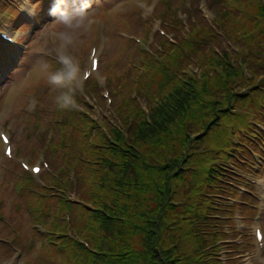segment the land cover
I'll use <instances>...</instances> for the list:
<instances>
[{"label":"rangeland","instance_id":"rangeland-1","mask_svg":"<svg viewBox=\"0 0 264 264\" xmlns=\"http://www.w3.org/2000/svg\"><path fill=\"white\" fill-rule=\"evenodd\" d=\"M145 3H148L150 5L154 6L153 15L148 16L146 21H143L145 25L151 26L153 25L152 19L157 20H164L167 18H176L179 9L181 5L183 4L182 0H142ZM260 3H257L255 5L259 6ZM107 6L110 7V4L108 2H105L101 6L95 8L94 10L89 11L90 14H92V20L94 18V14L97 12H103L107 10ZM142 9V8H141ZM185 10H192V7L186 6L184 8ZM242 12L248 13V14H254L255 9L250 8L248 6H244L239 8ZM143 10V9H142ZM125 7H121L118 14L111 18L113 21L119 20L124 16ZM146 12L143 11V15H145ZM227 13H231V9L227 11ZM258 13V12H256ZM184 16H186L184 14ZM149 17H152V19H149ZM226 15L223 16V19H226ZM221 21V17H217L215 19V22ZM223 22L222 24H224ZM127 24L130 25L131 28H135L136 24L134 22L128 21ZM210 22L206 20H201V23L199 25L195 26V28L198 29V32H209L212 35H215V30L209 27ZM59 26H49L45 29V34L48 32H55L58 29ZM123 26H121L122 28ZM163 27V25L161 26ZM216 28H220L216 26ZM129 35H135L132 34L133 32L130 30H127ZM156 31V28H150L149 35L151 36L153 32ZM90 34V35H88ZM87 35L82 36L81 38H95V35L90 32ZM197 34V31L194 30H186L182 32L180 35L181 40L177 42L178 46V52L181 54L180 57H172V56H166L163 57L160 52L155 51L153 49V54L157 60V62H163L164 65L167 68L172 67H179L176 69L177 73H185L186 75H194L195 72H199V69L202 71V79H206V77H211L214 81L213 82V89H217L216 96H221L223 93L221 88L219 87V84L221 83L220 77H212V74L214 71H217L219 68L215 64H210L207 61L209 60V55H201L204 53V49L202 45H199V54L196 56H193L190 51V45L198 44V37L195 36ZM217 36V35H215ZM219 40H223L224 38L222 36H217ZM42 37L39 39L41 41ZM249 36L248 35H242L238 38L240 43L244 44L248 41ZM203 41V38H201ZM219 40L212 37H205V45L207 50H211L210 44L207 45L206 42H211L212 44H216L217 46L220 45ZM161 45L163 47H167L168 43L161 42ZM264 45V44H263ZM139 48L140 45L138 44ZM221 49V48H220ZM128 53L130 55V58L128 62L124 64H118L117 71L119 73H124L127 78H130L131 75L134 74L133 79L129 84L132 87L138 88L139 91L142 89L143 91L148 90L150 92L151 96L157 95V90L155 87V82L151 80L152 76L156 77V73L158 72L156 69H153L151 67H144V69H147L150 71L146 77L143 79V83L136 82V74L139 69H134L132 66L133 61L137 58L136 50L133 46H130L128 48ZM111 55V54H109ZM116 57H120L119 53H115ZM125 58L123 56L122 60ZM114 64L112 65V67ZM190 67V68H189ZM198 69V70H195ZM32 69H30L31 71ZM141 70L143 72V68L141 67ZM237 70V76L232 81L233 84L238 85L242 84L243 75L242 72H240L239 69ZM257 74V79L259 81L264 80V70H257L255 71ZM159 75L161 73L158 72ZM107 77V79L112 83V81L117 82L118 76L114 75L113 77H109L107 75H104ZM181 76V75H179ZM198 77V76H197ZM200 79V77H198ZM198 79V80H199ZM161 79H156V82L160 81ZM177 81V79H174ZM46 82V78L43 76V73L39 68L35 69L30 76V83L29 85L25 86L21 92H18L14 94V91L11 89H8V92H5V94L0 93V131H5L9 135H11L12 140V157L10 159H4L1 161V164L4 162H7L11 165L12 169H9L5 165H3V168L1 170L2 176L0 179H7L6 185L4 188V191L2 193V196L0 197V207H4L5 212V222L6 227L4 229H0V241H7L10 242L13 240V236L18 239L23 240H29L30 245L34 248H38L40 246H46L49 244L57 243V241L53 238V221L60 217L62 212L68 211L70 209V204L64 200L61 202L55 203L53 205V210L50 215L43 216L42 211L47 210L46 206L44 204V199L48 196V190L47 187H52L54 185V179H53V173L52 176H47L46 179H30L29 176L23 177L22 171L20 168V162H28L32 163L35 160H38L42 157H47V153L45 152V148H60V147H69L71 146L70 139L64 134V129L66 125L69 123L71 119V115H66L64 120L59 122H52L53 117H51L53 113V108L55 107V96H52L50 99L47 97H43L39 95L40 89L43 87L44 83ZM23 82H21L22 84ZM109 85V84H108ZM93 87V83L90 85ZM116 86L118 88V83H116ZM17 88H20L18 85ZM108 90L106 86H104L103 91ZM113 95L115 93V90L110 85L109 90ZM257 90H254L253 88H245L243 91V94H241V100H235L233 99V104L231 106L229 104L225 105L227 108L222 109L219 111L220 115H223L224 117L221 118V121L223 122V125L220 128H223L225 133L223 136V144L220 146L223 149L225 148L226 143L234 144V138L231 136L232 134H237L236 131L238 130V124L240 121V114H243L245 111L246 116L254 117V111L249 107H253L252 103H249V95L251 93L256 92ZM57 94V92H56ZM133 94L135 95L136 99L138 100L140 106L146 110L147 105V99L146 96H144L142 93H137L133 91ZM122 96V92L120 94H117L115 97V101L119 100ZM105 96L102 95H96L95 100L92 99V104L89 105V112L93 113L92 115H99L102 116L103 112L106 109V107L103 106V102L105 100ZM114 103L111 105L113 107ZM100 106L103 107V110H101ZM115 110V108H112ZM230 112H228V110ZM236 109V110H235ZM264 109V107H263ZM257 111L260 113V109H257ZM241 118H245V116H241ZM253 122L257 124L256 119H253ZM12 123L18 124L19 128L22 126H26L24 129V132L21 135H17L13 132V129L11 127ZM108 117L104 120V126H108ZM216 128V127H214ZM196 131H200L199 128H195ZM213 135L212 136H206L207 140H202L201 142L206 143V147H211L212 140H217V137L219 135V131L212 130ZM49 133V138H52L50 143L46 140V137ZM56 133L61 134V138L59 141L55 140ZM238 135V134H237ZM34 138L39 145L37 147H30L29 141ZM98 137H96L97 139ZM219 147V148H220ZM2 149V147H0ZM189 152L193 153L191 154L190 160H192V163H195L196 166H192L187 170L182 171V175L185 176L184 179H174L173 182L174 185V193L175 198L179 199L181 201H190L193 200V204H197L200 202V207L203 208L205 200L212 202L213 204L218 205V201L212 199V197L215 198V196H206L203 193H215L217 194L218 189L220 186H224L222 184L223 179H215L214 184L210 185L208 182H202L196 178H199L198 173L199 169L202 168L203 162L200 161V156L205 155L206 153L213 154V151L211 150H204L201 146H193L192 149L189 150ZM225 152L221 150H217V152L214 154V156H221L224 155ZM193 157L197 160L196 162L193 161ZM227 168L229 164H226ZM79 166V175L81 178V185L78 188L77 194L80 198L84 200V198H89L88 193H90V186L93 182V179H97L101 174L103 175H110L113 178H116L117 173H123L124 170H126L128 167L125 166L122 170L113 168L114 165L103 167L99 166L100 171H95L92 167H86L85 165L78 164ZM133 167H139V164L134 163L132 165ZM199 167V169H198ZM7 172H10L11 174H7ZM196 177V178H195ZM264 179V175L262 176ZM147 178V174L143 175V179ZM62 181L61 187L59 191L62 192L65 191H71L72 190V184L71 182H67L65 179H59ZM227 180V179H224ZM226 186L229 187L228 184ZM233 193V190L231 191V195ZM61 195V194H60ZM226 196H230L229 193L226 194ZM62 197V195H61ZM235 197V196H234ZM217 199V198H216ZM226 201H230L229 197H225ZM249 205H252L249 203ZM231 214L234 216V218L230 221L231 223L236 224V217H237V210L233 208V211ZM13 221H16L15 224H12ZM213 221V220H211ZM202 228L209 229L208 225H204ZM213 228V227H211ZM233 232L229 237H239L237 232L234 230L236 228H231ZM4 231V234H3ZM173 232H175V235L180 237V242L177 243V246H175V255L176 258H180L187 254H189V260L185 264H214V262L217 260L215 255L212 254L213 250L211 248L208 249H201L194 243V246L189 244L188 250L186 251L184 249V246L182 247V244L185 242V232L181 226H179V223L175 220L174 226H173ZM240 232L243 234L242 237H239L236 242H233L230 240V238H227L223 241V244L230 245L229 247L221 248L220 249V258L222 259V264H247L249 262H254V264H260V260L258 259V250L253 243V239L251 238V235H249V230L245 227L240 230ZM191 238V242H192ZM205 243V242H204ZM208 244V243H207ZM9 246L13 245V243H9ZM241 245V246H239ZM193 247V249H192ZM227 249V250H226ZM13 252L12 248L3 249L0 243V255L2 253L11 254ZM148 253L151 257L155 254L154 249L152 248H146L145 251ZM28 257H24V262L21 260L19 261V264H37L34 258H31L27 260ZM5 264V263H4Z\"/></svg>","mask_w":264,"mask_h":264},{"label":"clouds","instance_id":"clouds-1","mask_svg":"<svg viewBox=\"0 0 264 264\" xmlns=\"http://www.w3.org/2000/svg\"><path fill=\"white\" fill-rule=\"evenodd\" d=\"M71 7L76 10L69 11ZM90 8L91 0H54L50 15L55 19L44 28L59 26L52 36L55 59L60 67L55 71H48L49 66L44 64L43 68L47 72L48 84L58 93L55 104L61 110L78 108L75 93L81 81V66L75 52L81 43L80 38L92 29L94 21L88 11Z\"/></svg>","mask_w":264,"mask_h":264},{"label":"trees","instance_id":"trees-1","mask_svg":"<svg viewBox=\"0 0 264 264\" xmlns=\"http://www.w3.org/2000/svg\"><path fill=\"white\" fill-rule=\"evenodd\" d=\"M151 260H152L153 264H164V262L159 263V262H157V261H155L153 259H151ZM145 264H150V262L147 261Z\"/></svg>","mask_w":264,"mask_h":264},{"label":"snow or ice","instance_id":"snow-or-ice-1","mask_svg":"<svg viewBox=\"0 0 264 264\" xmlns=\"http://www.w3.org/2000/svg\"><path fill=\"white\" fill-rule=\"evenodd\" d=\"M93 67H95V64L93 65Z\"/></svg>","mask_w":264,"mask_h":264}]
</instances>
